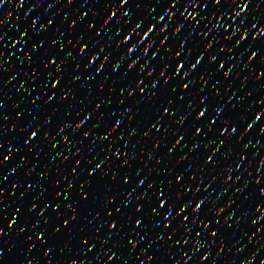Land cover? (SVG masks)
Returning <instances> with one entry per match:
<instances>
[{
  "label": "snow or ice",
  "instance_id": "6c2138e0",
  "mask_svg": "<svg viewBox=\"0 0 264 264\" xmlns=\"http://www.w3.org/2000/svg\"><path fill=\"white\" fill-rule=\"evenodd\" d=\"M53 7L0 31V264H261L264 0Z\"/></svg>",
  "mask_w": 264,
  "mask_h": 264
},
{
  "label": "water",
  "instance_id": "95a60500",
  "mask_svg": "<svg viewBox=\"0 0 264 264\" xmlns=\"http://www.w3.org/2000/svg\"><path fill=\"white\" fill-rule=\"evenodd\" d=\"M16 3V0H13V5H8L6 8H5V12H10L12 13V15L9 17V20L6 21L3 25H0V31H3L4 29H7L9 28V25H12L13 27L10 29V31L7 33L8 35H12L19 27V25L17 24V17H19L21 15V13L23 11H25L28 7L29 4L33 5L34 7V11L32 13H29V16H28V20H31V19H36L38 16L40 17V19L37 20V24L36 26L37 27H40L41 24H40V20L43 19V20H46L48 18L47 15H41L42 13V10L44 7H46L49 3H53L54 4V7L53 8H50L49 9V13L48 15H53L54 13H57L58 9H61L63 7V3H64V0H25V2L22 4L21 8L18 9V10H13L14 9V4ZM78 3H80V5L82 7H84V0H78ZM80 9L76 8L75 5H73V7L71 9H69V11H79ZM86 10V8H85ZM95 10V9H93ZM64 13L63 12H60L59 15H53V21L55 22L56 20H58L60 18V16H62ZM2 15L3 14H0V19H2ZM51 28V26H50ZM13 51H15V49H13ZM11 87V86H10ZM254 99V97H253ZM12 115L14 114H9V121L6 122V127L7 128H10L13 121H12ZM83 116V113H81V117ZM69 120L71 121V113L69 114ZM74 122V121H73ZM95 122V117H92L90 118L85 125H82L81 127V132L87 128V127H90L93 123ZM102 127H98L97 128V132L96 134H100L102 132ZM12 135V132H8L7 133V136L6 138H10ZM115 135V134H113ZM77 136H79V133H77ZM92 138H93V134L90 133L89 134V137L85 139L84 141V146L86 147L89 143L92 142ZM2 142V141H0ZM15 143V142H14ZM108 143V141H104L102 144H98L97 145V150L100 148V147H103L104 145H106ZM11 146H14L13 145H9V147ZM253 151V149L249 148L248 152H251ZM255 151L260 154V153H264V149H260L259 147H257V149H255ZM247 152H246V156H247ZM26 155V154H25ZM19 158V153L17 154V156L15 157H12L10 158L11 160H16ZM88 157H86L87 159ZM255 163L256 161L254 160L253 161V167L255 166ZM183 165H181L182 167ZM5 169H7L8 165L7 163L5 164ZM10 185H11V181H6L3 185H0V187H3L4 188V194L7 196L9 195V188H10ZM12 192L15 193L16 192V189H12ZM10 203V201H9ZM262 237H264V234H261ZM39 243V242H38ZM256 243V240L253 241V245ZM27 247V244H25V248ZM187 247H190V246H186V248L184 249V251H187ZM252 246H250L251 248ZM202 251V250H201ZM29 257H31L32 253H29L28 254ZM199 255V254H198ZM257 256L260 257V256H264V249L261 250V252L257 253ZM189 264H191V262H189Z\"/></svg>",
  "mask_w": 264,
  "mask_h": 264
},
{
  "label": "clouds",
  "instance_id": "9594fccd",
  "mask_svg": "<svg viewBox=\"0 0 264 264\" xmlns=\"http://www.w3.org/2000/svg\"><path fill=\"white\" fill-rule=\"evenodd\" d=\"M20 0H17V4H19ZM9 27H11V25H9ZM243 264V262H242ZM261 264H264V258H261Z\"/></svg>",
  "mask_w": 264,
  "mask_h": 264
}]
</instances>
